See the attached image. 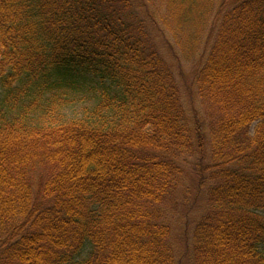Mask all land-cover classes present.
I'll use <instances>...</instances> for the list:
<instances>
[{
    "label": "trees",
    "instance_id": "trees-1",
    "mask_svg": "<svg viewBox=\"0 0 264 264\" xmlns=\"http://www.w3.org/2000/svg\"><path fill=\"white\" fill-rule=\"evenodd\" d=\"M158 5L186 60L213 38L195 264H264V0H0V264H175L163 207L207 143L137 12Z\"/></svg>",
    "mask_w": 264,
    "mask_h": 264
},
{
    "label": "rangeland",
    "instance_id": "rangeland-1",
    "mask_svg": "<svg viewBox=\"0 0 264 264\" xmlns=\"http://www.w3.org/2000/svg\"><path fill=\"white\" fill-rule=\"evenodd\" d=\"M223 1L216 0L218 6L223 5ZM138 10L140 17L146 22L152 43L165 59L175 77L187 118L190 123L203 131L206 138L207 145L203 156L187 157L181 162V181L178 183L176 192L173 193V196L163 207L164 221L171 229L170 244L175 257V264H195L192 237L196 225L207 211L208 190L212 183L208 181L210 172H205L212 163L209 149V131L210 125L215 119L209 104L199 95L195 75L202 62H205L209 55L213 38L210 37L211 31L209 28L203 36L201 47L197 50L194 59L186 60L169 33L160 23V18L164 14L162 6L158 5L156 8L143 6ZM84 105L83 103H81V106L77 104L74 109L69 110L68 114L82 112ZM254 128L255 126L251 128L252 135L254 134ZM203 167L206 168L205 171H203ZM196 170H198V173L195 172ZM201 175L206 179V182L203 183L205 185H202L203 180L199 179L196 182V177H202Z\"/></svg>",
    "mask_w": 264,
    "mask_h": 264
}]
</instances>
